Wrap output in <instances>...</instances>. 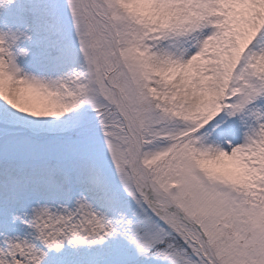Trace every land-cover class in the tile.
Listing matches in <instances>:
<instances>
[{
    "label": "snow or ice",
    "instance_id": "snow-or-ice-1",
    "mask_svg": "<svg viewBox=\"0 0 264 264\" xmlns=\"http://www.w3.org/2000/svg\"><path fill=\"white\" fill-rule=\"evenodd\" d=\"M0 264H264V0H0Z\"/></svg>",
    "mask_w": 264,
    "mask_h": 264
}]
</instances>
